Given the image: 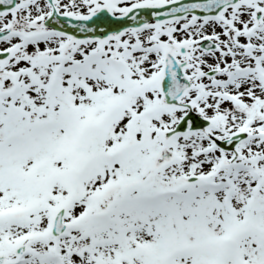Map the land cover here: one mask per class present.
<instances>
[{"label":"snow or ice","instance_id":"obj_1","mask_svg":"<svg viewBox=\"0 0 264 264\" xmlns=\"http://www.w3.org/2000/svg\"><path fill=\"white\" fill-rule=\"evenodd\" d=\"M0 264H264V0H0Z\"/></svg>","mask_w":264,"mask_h":264}]
</instances>
